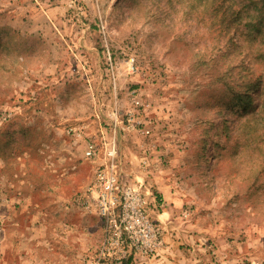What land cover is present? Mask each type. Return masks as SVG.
Instances as JSON below:
<instances>
[{
  "label": "rangeland",
  "instance_id": "obj_1",
  "mask_svg": "<svg viewBox=\"0 0 264 264\" xmlns=\"http://www.w3.org/2000/svg\"><path fill=\"white\" fill-rule=\"evenodd\" d=\"M97 258L264 264V0H0V264Z\"/></svg>",
  "mask_w": 264,
  "mask_h": 264
},
{
  "label": "built area",
  "instance_id": "obj_2",
  "mask_svg": "<svg viewBox=\"0 0 264 264\" xmlns=\"http://www.w3.org/2000/svg\"><path fill=\"white\" fill-rule=\"evenodd\" d=\"M87 154L89 156L97 154L94 146H89ZM107 155L109 160L108 162L101 163V166L97 169L96 180L94 182L95 190L98 189V192L102 194L99 197L102 200L98 202V206L103 212L109 211V208H112V203L117 200L115 193L119 186L116 168V150L112 148ZM91 264H98V258L91 261Z\"/></svg>",
  "mask_w": 264,
  "mask_h": 264
},
{
  "label": "trees",
  "instance_id": "obj_3",
  "mask_svg": "<svg viewBox=\"0 0 264 264\" xmlns=\"http://www.w3.org/2000/svg\"><path fill=\"white\" fill-rule=\"evenodd\" d=\"M258 26V28H260V29H262L263 28V26H261V25H257Z\"/></svg>",
  "mask_w": 264,
  "mask_h": 264
}]
</instances>
